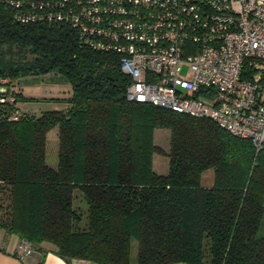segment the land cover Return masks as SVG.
Listing matches in <instances>:
<instances>
[{
  "label": "trees",
  "instance_id": "16d2710c",
  "mask_svg": "<svg viewBox=\"0 0 264 264\" xmlns=\"http://www.w3.org/2000/svg\"><path fill=\"white\" fill-rule=\"evenodd\" d=\"M50 72L71 86L54 98L65 108L12 120V107L0 105V228L39 252L36 264L42 243L69 264H264V148L210 118L128 100L117 54L0 5V76ZM55 126L51 166L46 135ZM156 128L169 129L167 150L153 142ZM155 152L168 158L165 174L153 170Z\"/></svg>",
  "mask_w": 264,
  "mask_h": 264
},
{
  "label": "built area",
  "instance_id": "2783aa9c",
  "mask_svg": "<svg viewBox=\"0 0 264 264\" xmlns=\"http://www.w3.org/2000/svg\"><path fill=\"white\" fill-rule=\"evenodd\" d=\"M16 20L68 25L80 46L119 56L126 98L210 118L264 148V0H0ZM0 76V105L18 119ZM21 259L30 253L18 244Z\"/></svg>",
  "mask_w": 264,
  "mask_h": 264
},
{
  "label": "rangeland",
  "instance_id": "374dc122",
  "mask_svg": "<svg viewBox=\"0 0 264 264\" xmlns=\"http://www.w3.org/2000/svg\"><path fill=\"white\" fill-rule=\"evenodd\" d=\"M12 85L14 90L21 93L24 98L17 101L16 106L25 115H39L47 110L63 109L66 107L65 103L54 98H66L71 93V86L65 78L61 74L51 72L24 76L14 80ZM46 136V162L51 166H55L58 148L57 127L51 128ZM169 136L170 131L168 128H156L153 133V142L167 150L169 147ZM152 167L156 173L165 174L168 170L167 156L155 152L152 157ZM212 179V169L206 170L201 176V185L204 187L211 185ZM80 206L82 209L85 208L82 203H80ZM262 232H264V224L259 229V233ZM1 239L2 230L0 229V241ZM135 254L136 240L133 239L131 246L132 258L135 257Z\"/></svg>",
  "mask_w": 264,
  "mask_h": 264
},
{
  "label": "crops",
  "instance_id": "0c3cea01",
  "mask_svg": "<svg viewBox=\"0 0 264 264\" xmlns=\"http://www.w3.org/2000/svg\"><path fill=\"white\" fill-rule=\"evenodd\" d=\"M2 230V239L0 241V264H36L39 260V252L33 251L21 259L19 257L20 250L18 248L19 238L14 234H6ZM41 247L46 251L44 259L41 264H69L63 258L56 255L49 244L42 243ZM70 264H95L85 260L75 259ZM182 264V263H173Z\"/></svg>",
  "mask_w": 264,
  "mask_h": 264
}]
</instances>
